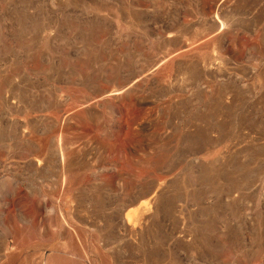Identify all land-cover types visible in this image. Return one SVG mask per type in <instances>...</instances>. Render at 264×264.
<instances>
[{
  "label": "rangeland",
  "instance_id": "1",
  "mask_svg": "<svg viewBox=\"0 0 264 264\" xmlns=\"http://www.w3.org/2000/svg\"><path fill=\"white\" fill-rule=\"evenodd\" d=\"M0 264H264V0H0Z\"/></svg>",
  "mask_w": 264,
  "mask_h": 264
}]
</instances>
